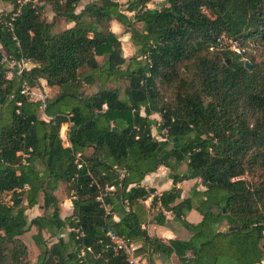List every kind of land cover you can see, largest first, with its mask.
I'll list each match as a JSON object with an SVG mask.
<instances>
[{
    "label": "trees",
    "instance_id": "trees-1",
    "mask_svg": "<svg viewBox=\"0 0 264 264\" xmlns=\"http://www.w3.org/2000/svg\"><path fill=\"white\" fill-rule=\"evenodd\" d=\"M0 1L11 7L0 12V59L27 62L10 80L0 62V197L9 193L8 203L0 198V264H28L20 236L30 227L34 264H132L112 251L107 230L137 244L146 264L152 254L178 264H264V0H162L158 8L125 0L124 10L117 0ZM17 7L8 30L1 21ZM56 18L71 25L52 32ZM112 21L128 35L132 55H122ZM220 33L248 43V59L219 48ZM21 79L56 89L45 108L51 120L19 94ZM67 121L63 147L58 132ZM17 151L26 154L23 163ZM158 166L169 170L172 186L155 195L140 182ZM189 179L204 190L194 183L181 197L175 184ZM60 184L72 196L64 217ZM104 185L114 187L104 200L117 220L95 200ZM149 195L161 209L152 221L163 224L161 211L169 212L187 239L146 233ZM39 197L42 213L28 219L25 210ZM191 209L200 215L196 223L184 218ZM43 230L58 233L55 241L47 245Z\"/></svg>",
    "mask_w": 264,
    "mask_h": 264
},
{
    "label": "built area",
    "instance_id": "built-area-1",
    "mask_svg": "<svg viewBox=\"0 0 264 264\" xmlns=\"http://www.w3.org/2000/svg\"><path fill=\"white\" fill-rule=\"evenodd\" d=\"M25 0H17L18 4L23 3ZM19 12V7H17L13 12L8 15V20L1 21L3 26L8 30L12 29L11 20L16 16ZM215 43L219 48L229 50L237 55H240L244 52V48L241 46L239 40L233 36H227L224 33H220L216 38ZM242 58V56H241ZM1 64L4 66V78L6 80L12 79L14 76L21 77L23 75L25 69L27 68V62L23 57H13L11 55L2 54L0 59ZM18 92L22 96V98L27 101L34 103L36 105V110L38 116L43 120H51V116L45 114V108L47 106V94L44 90L40 89L37 86H31L25 79H21L19 82ZM105 108V105H102V109ZM15 113H19L18 109L15 110ZM65 129L61 131V127L59 129L58 135L61 140V145L63 147H67L68 140H67V130L68 127L71 125L69 121L65 122ZM62 132V133H61ZM29 149V148H28ZM16 155L19 156V160L21 163L24 162L26 154L23 151H17ZM79 154H76L78 157ZM75 169L80 170L83 168V162L79 159L74 160ZM26 184H23L22 188H26ZM196 190H204L203 184L198 181L195 185ZM113 185H104L99 193L95 196V200L99 202L103 209L104 215H112V209L110 203L104 200V197L109 192L113 191ZM9 194V193H8ZM70 200L72 196L69 197ZM125 202V201H124ZM75 232L77 230L71 229ZM78 235L81 236L82 233L78 232ZM105 235L108 239V245L114 252H121L127 258V260L132 264H137L138 256L135 254L136 249L138 248L137 244L130 242L127 238L123 236H119L111 230H107ZM264 235V232H263Z\"/></svg>",
    "mask_w": 264,
    "mask_h": 264
},
{
    "label": "rangeland",
    "instance_id": "rangeland-1",
    "mask_svg": "<svg viewBox=\"0 0 264 264\" xmlns=\"http://www.w3.org/2000/svg\"><path fill=\"white\" fill-rule=\"evenodd\" d=\"M89 1H92V0H80V6H82L83 4L89 2ZM119 3H120V9L121 10H124V2L125 0H117ZM162 4V0H150V2L147 3V7H155V8H158L160 7ZM80 6L76 8V11H78L80 9ZM11 9L10 5L5 3V2H2L0 1V12L2 13H7L9 10ZM127 15H130V13L128 12H125ZM43 16L47 19V20H50L51 18V12H50V9H49V6H45L44 7V11H43ZM138 25V24H136ZM66 26V24L64 23L63 20L59 19V18H56L54 20V24H53V27L51 29L52 32H57V31H60L61 29H63L64 27ZM110 29L111 31H113L115 33V35L118 37L119 41H120V47H121V53L124 57H128L130 55L133 54V51H134V48L132 47V45L130 44V42L128 41V35L127 34H123L122 33V26L118 23H116L115 21H112L110 23ZM241 46L244 48V52L246 53L245 54V58L248 59L249 55L251 54V47L248 43L244 42V43H241ZM98 60H100L99 57H97ZM119 88V91L121 92V89L122 87L125 85V82L124 81H119L117 82L116 84ZM96 89L95 85H91V86H88L84 89V91L86 93H91L93 92L94 90ZM47 93V95H49V92L46 90L45 91ZM155 118V121L157 122L159 117L157 115H154L153 116ZM156 122L153 124L152 126V134L154 136H156L157 138H160V136L156 133ZM157 176L159 178H162L161 175H159L157 173ZM156 186V185H155ZM158 186H161V185H157ZM192 186V183L189 184L187 187H190ZM55 195L57 196L58 200H59V216L60 217H64L66 215H69L70 212H71V208L70 206H68L66 203V198H69L70 196L66 195L65 192H64V184H60L58 186V188L56 189L55 191ZM1 200L3 202H6L8 203V199H9V194L8 193H3L1 195ZM41 203V198L39 197L38 198V204L33 206L32 208L30 209H27L25 210V213H26V216L28 219L34 217L36 214H41L42 211H41V208L39 206V204ZM224 227V226H222ZM68 228H65L61 233H60V236L66 240V236H67V233H68ZM180 231V230H179ZM185 232L183 234V232ZM36 230L34 227H30L26 232H24L21 236H20V239L23 241V243L25 244L26 248H27V251H28V264H34L35 263V259H36V256L38 254V248L37 246L33 243L32 241V238H31V235L33 233H35ZM173 233H175V235L177 236L178 239H184L186 236H187V233L188 231H186L184 228H181V232H176L173 230ZM183 234V235H182ZM41 235L43 237V239L45 240L46 244L49 245L50 243H52L53 241H55L58 233H54V235H50L47 231L43 230L41 232ZM150 259L152 260V264H178V262L176 261L175 258L173 257H170L168 258L167 260H160V259H156L155 255L152 254L150 255ZM137 264H146V260L142 257H138V260H137ZM264 263V261H263Z\"/></svg>",
    "mask_w": 264,
    "mask_h": 264
},
{
    "label": "crops",
    "instance_id": "crops-1",
    "mask_svg": "<svg viewBox=\"0 0 264 264\" xmlns=\"http://www.w3.org/2000/svg\"><path fill=\"white\" fill-rule=\"evenodd\" d=\"M70 25L71 24H66L65 27H69ZM42 87L45 91L47 90L49 92V95H47L48 98L52 97L57 92L55 88L46 87L44 84ZM65 125H66V123L64 122L60 126L61 131L65 129ZM157 173L159 175H161L162 178H159L157 176ZM198 181L199 180H194V179L182 180L181 182L176 183L175 186L180 188L181 197H186L189 195L190 188H191V186L190 187H187V186L191 183L193 185L194 183H197ZM140 185L146 189L147 188L154 189L153 194L159 195L163 190H167L172 186L171 179L169 178V170L167 168H165L164 166H158L154 171L146 174L143 177V179L140 182ZM157 185H161V186L157 187ZM150 200H151V195H149L147 198H145L143 200V204H144L147 212H146L145 220L142 223L141 227L143 229H145V231L148 235L157 236L164 241H166L168 239H178L177 236L175 235V233H173V230L176 232H181V228H184V227H182L181 224L177 220H174L169 212H164V211H161L164 214V218H165L163 224H157L154 221H152V217L157 212H159L161 209L159 208L158 202H154L152 205H150ZM65 201L67 202L66 204L68 206H70V208H72L70 198H66ZM36 215H38V214H36ZM184 218H185V220H187L190 223H196L200 220V215L198 214L197 211H195L194 209H191L185 213ZM112 219H114V220L118 219V213L117 212L112 211ZM186 231H188V230H186ZM184 233L185 232H183V234ZM189 235H190V232L188 231L187 236L182 240L187 239L189 237ZM137 256L141 257L139 255H137ZM155 257H156V259H159V258H157L156 255H155ZM171 257H173V256H171ZM173 258H175V257H173ZM167 259H165V260H167Z\"/></svg>",
    "mask_w": 264,
    "mask_h": 264
},
{
    "label": "water",
    "instance_id": "water-1",
    "mask_svg": "<svg viewBox=\"0 0 264 264\" xmlns=\"http://www.w3.org/2000/svg\"><path fill=\"white\" fill-rule=\"evenodd\" d=\"M226 62H228V59H226ZM244 65H245V67H246L247 69L250 68L249 63L245 62ZM2 99H3V97L0 98V102L2 101Z\"/></svg>",
    "mask_w": 264,
    "mask_h": 264
}]
</instances>
